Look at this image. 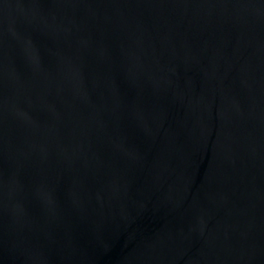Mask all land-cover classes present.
I'll list each match as a JSON object with an SVG mask.
<instances>
[{"label": "water", "instance_id": "95a60500", "mask_svg": "<svg viewBox=\"0 0 264 264\" xmlns=\"http://www.w3.org/2000/svg\"><path fill=\"white\" fill-rule=\"evenodd\" d=\"M0 264H264V0H0Z\"/></svg>", "mask_w": 264, "mask_h": 264}]
</instances>
